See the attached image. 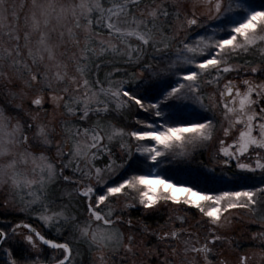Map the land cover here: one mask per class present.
Masks as SVG:
<instances>
[{"label":"snow or ice","instance_id":"snow-or-ice-1","mask_svg":"<svg viewBox=\"0 0 264 264\" xmlns=\"http://www.w3.org/2000/svg\"><path fill=\"white\" fill-rule=\"evenodd\" d=\"M0 98V264L264 250V0H0Z\"/></svg>","mask_w":264,"mask_h":264},{"label":"rangeland","instance_id":"rangeland-1","mask_svg":"<svg viewBox=\"0 0 264 264\" xmlns=\"http://www.w3.org/2000/svg\"><path fill=\"white\" fill-rule=\"evenodd\" d=\"M2 103H3V100L2 98H0V104ZM51 115H52V110L51 108H49V117H46V119H50ZM56 119L57 120L59 119L58 114L56 116ZM213 150L214 149L212 148H208L207 150L197 149L196 153L194 154L195 155L194 159H191L190 161H187V162L181 161L174 165L165 164L164 169H171L174 172V174H177V175H184L194 170L195 171H206V169L202 168L200 162L204 160L203 162L208 164V167H211L212 164L209 163L208 157H209L210 152ZM201 153L203 154L201 155ZM203 155H204V159L202 160L201 158ZM191 161L198 163V168H194V167L189 168L188 165H190ZM220 174L221 173L218 170L217 175H220ZM178 195H182V194L178 193ZM188 216H189L190 223L193 217H195L196 219L199 218V214L194 209L192 212L188 213ZM166 219H167V216L165 214L163 215V221H161V224H163ZM254 219H255L254 217L245 213L244 211L235 212L233 213V216L231 217V223L227 225L225 229H222L220 231L223 235H227L233 240L240 241L242 247L238 251L246 253L251 257L248 261V264H264V250H262L261 248L257 246H254V242L248 239L252 233L262 230L258 224L253 223ZM134 223H137L138 227L144 224L142 221L136 220V219L134 220ZM255 243L258 244V242H255ZM225 248H227L226 245H225ZM225 255L227 256L231 264H236V260H237L236 253L226 251ZM84 259H85V264H87L88 262L87 255H85ZM147 264H155V258L148 257Z\"/></svg>","mask_w":264,"mask_h":264},{"label":"trees","instance_id":"trees-1","mask_svg":"<svg viewBox=\"0 0 264 264\" xmlns=\"http://www.w3.org/2000/svg\"><path fill=\"white\" fill-rule=\"evenodd\" d=\"M202 160L204 159V155L201 158ZM204 161V160H203ZM189 168H198V163H195L193 161L190 162V165H188ZM197 170V169H196ZM132 218L135 220H140L142 221L144 224H149L152 225L153 227L156 226V221L159 220V222L161 223V221H163V215L160 216H153V217H144L141 215V213L136 212L135 210L132 211Z\"/></svg>","mask_w":264,"mask_h":264}]
</instances>
